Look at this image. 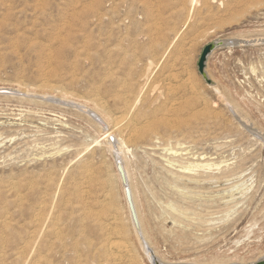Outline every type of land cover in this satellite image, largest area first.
<instances>
[{
	"label": "rangeland",
	"instance_id": "rangeland-1",
	"mask_svg": "<svg viewBox=\"0 0 264 264\" xmlns=\"http://www.w3.org/2000/svg\"><path fill=\"white\" fill-rule=\"evenodd\" d=\"M192 1L0 0V264L264 257V0Z\"/></svg>",
	"mask_w": 264,
	"mask_h": 264
},
{
	"label": "bare ground",
	"instance_id": "bare-ground-1",
	"mask_svg": "<svg viewBox=\"0 0 264 264\" xmlns=\"http://www.w3.org/2000/svg\"><path fill=\"white\" fill-rule=\"evenodd\" d=\"M196 2V0H193L192 1V4H194ZM217 42V41H216ZM207 44V43H206ZM141 59V58H140ZM153 64V63H152ZM141 66H143V65H141ZM140 66V67H141ZM133 68V67H132ZM141 70V69H140ZM207 71V70H206ZM141 73V72H140ZM143 74V73H142ZM141 76V75H140ZM147 77V76H146ZM146 79V78H145ZM149 79H150V77H149ZM138 81V80H137ZM148 83V82H147ZM137 84H139V83H137ZM148 87V86H147ZM2 89H4L5 87H1ZM136 88V87H135ZM146 88V87H145ZM6 89V88H5ZM144 89V88H143ZM141 91V90H140ZM136 94H137V92H136ZM136 94H134L135 95V97H137L136 96ZM139 95V94H138ZM142 96V95H141ZM131 99H132V95H131V97H130ZM140 98V97H139ZM135 105V104H134ZM127 106V105H126ZM103 107V106H102ZM124 107V106H123ZM128 107V106H127ZM141 107H143V106H141ZM133 108V106L132 107H130L129 109H132ZM144 108V107H143ZM109 110V109H108ZM109 112V111H108ZM142 112H143V110H142ZM98 117V121L97 122H99L100 123V125H101V128L103 129V137H102V139H107L110 143H112V149L114 150V152H116L117 153V155H118V157H116V158H119L120 159V161H121V163H122V166H123V168H124V172H125V176H126V185L123 183V181H122V179H121V175H120V173H119V171H117V173L116 174H114L116 177H117V179H118V181H119V183H120V186L123 188V193H125V197H126V187L127 186H129V188H130V191H131V196H132V202H133V206H134V210H135V214H136V219H137V223L135 222V220H134V218H133V215H132V212H131V209H130V206H129V203H128V201H127V209H128V213H129V217H130V220H131V222H132V224H133V227H134V229H135V231H137L138 233H140V235H142L143 236V240L145 241V239H148V238H146V235H145V232H146V230H144V227H143V222H144V219H143V213H142V209H141V206H140V203H139V199H138V195H137V190H136V188H135V185L133 184V180H132V178H133V176H132V172H131V168H130V166H129V163H128V161H127V157H126V154L131 150H129V148L127 147V146H125V144L124 143H121L120 141H118V138H117V136L115 135V133H114V131L113 130H110L109 129V125H108V123H107V121L103 118V117H101V116H97ZM113 118V117H112ZM114 118H116L115 116H114ZM119 118H121V119H119V121H117V119L115 120L114 119V125H115V123H116V127L119 125V123H121L120 121L122 120V119H124V118H122V117H119ZM122 121H124V120H122ZM125 122V121H124ZM123 122V123H124ZM126 124V123H125ZM128 125V124H127ZM132 125V124H131ZM114 126V127H115ZM120 126H121V124H120ZM119 126V127H120ZM130 126V125H129ZM118 128V127H117ZM128 128V127H127ZM126 129V128H125ZM140 130L138 129V132H139ZM138 134V133H137ZM145 134V133H144ZM124 138V137H123ZM158 138V137H157ZM95 142V141H94ZM130 143V142H129ZM126 147V148H125ZM133 151V150H132ZM165 151V150H164ZM168 151V150H167ZM173 151V150H172ZM116 154H114V156H115ZM162 156V155H161ZM164 156V155H163ZM116 158H115V160H116ZM180 163V162H179ZM191 163V162H190ZM206 163V162H205ZM203 164V163H202ZM195 165V164H194ZM201 166V165H200ZM184 168V167H183ZM182 168V169H183ZM208 169V168H207ZM171 170V169H170ZM186 170V169H185ZM191 170V169H190ZM193 171V170H192ZM209 171V170H208ZM114 172V171H113ZM174 172V171H173ZM175 173V172H174ZM190 177V176H189ZM108 179V178H107ZM113 179V178H112ZM114 179H116V178H114ZM117 179H116V181H117ZM109 180V179H108ZM111 180V179H110ZM114 181V180H113ZM136 181V180H135ZM107 183V182H106ZM117 185V184H116ZM104 186H107V185H104L103 184V188H104ZM111 187V186H110ZM109 187V188H110ZM114 187V186H113ZM116 187V186H115ZM118 187V186H117ZM107 189V188H106ZM114 189V188H113ZM113 191V190H112ZM115 191V190H114ZM116 193H118L117 191H115ZM106 193V192H105ZM110 193V192H109ZM109 193H107V194H109ZM115 193V194H116ZM110 196V195H109ZM117 196V195H116ZM107 197V196H106ZM120 197V196H119ZM110 198H111V196H110ZM127 199V198H126ZM118 200V199H117ZM114 201V200H113ZM112 201V202H113ZM110 202H111V200H110ZM115 202V201H114ZM113 202V203H114ZM118 203V202H117ZM120 204V203H119ZM169 206V205H168ZM113 207H115V206H113ZM117 207V206H116ZM118 210V209H117ZM120 211H122V209H120ZM179 211H180V209H179ZM114 213H115V211H114ZM120 214V213H119ZM119 214L117 213V217L119 216ZM112 216H113V214H112ZM116 217V216H115ZM116 217V218H117ZM120 217V216H119ZM118 217V218H119ZM123 218V217H122ZM120 219V218H119ZM118 219V220H119ZM116 221H117V219H116ZM122 222L124 223L125 222V220L123 221V220H121V224H122ZM113 223H114V221H113ZM116 223V222H115ZM119 223V222H118ZM42 224H43V222H42ZM117 224V223H116ZM120 224V223H119ZM124 224H126V223H124ZM123 225V224H122ZM118 226V225H117ZM120 226V225H119ZM128 225H126V227H127ZM120 229L121 228H119V231H120ZM128 230V229H127ZM116 231H118V229L116 230ZM125 232H128V231H125ZM137 232H136V234H137ZM35 232H34V230H33V234H34ZM120 233H121V231H120ZM147 233V232H146ZM32 234V235H33ZM122 235L124 234L125 235V233H121ZM127 234V233H126ZM148 234V233H147ZM123 235V236H124ZM122 236V237H123ZM2 237H3V235H2ZM125 237V236H124ZM137 237H138V235H137ZM0 238H1V236H0ZM12 238V237H11ZM131 238V237H130ZM139 238V237H138ZM124 239H126V238H124ZM140 239V238H139ZM1 240V239H0ZM4 240V239H3ZM2 240V241H3ZM126 240H129V239H126ZM11 241V240H10ZM120 241V240H119ZM139 241H141V240H139ZM1 242V241H0ZM9 242V241H8ZM131 242V241H130ZM4 242H1V244H3ZM31 243V242H30ZM114 243H116V241L114 242ZM118 243H120V242H118ZM118 243H116V244H114V247H115V245H118ZM122 243V244H121ZM121 243L119 244V249H120V246H122V245H124L123 244V241H121ZM141 243V242H140ZM111 244V243H110ZM126 244V243H125ZM130 244V243H129ZM128 244H126L125 246H127ZM5 246V245H4ZM23 246V245H22ZM29 246V245H28ZM113 246V245H112ZM112 246H110V247H112ZM131 246V245H130ZM133 246V245H132ZM24 247V246H23ZM122 247H124V246H122ZM147 248V249H146ZM146 248H145V250L146 251H144V252H146L147 253V255H148V257H149V259L151 260V263H153V261L155 260V259H157V260H159L162 264H178L177 262H165V261H162L158 256H157V253L155 252V251H157V250H153V248L148 244H146ZM25 249V248H24ZM122 249V248H121ZM132 249V248H131ZM131 249H129V250H131ZM19 250H20V248H19ZM19 250H18V253H19ZM126 250V249H125ZM129 250H127V251H129ZM136 250V249H135ZM134 249L132 250V251H135ZM13 251H16V250H13ZM123 251V250H122ZM132 251L130 252L131 253V257H132ZM136 252V251H135ZM17 253V254H18ZM31 253V252H30ZM129 253V252H128ZM127 253V254H128ZM21 254V253H20ZM135 254V253H134ZM24 255V253L22 254V256ZM129 255V254H128ZM15 256V255H14ZM20 256V255H19ZM16 257V256H15ZM24 257V256H23ZM126 257H130V256H126ZM131 259V258H130ZM133 260H134V258H132ZM22 260V259H21ZM37 261V260H36ZM39 261V260H38ZM37 261V262H38ZM218 261V260H217ZM185 262H188V261H185ZM257 262V261H256ZM43 263V262H42ZM22 264V263H21ZM37 264H39V263H37ZM41 264V263H40ZM44 264V263H43ZM187 264V263H186ZM249 264V263H248Z\"/></svg>",
	"mask_w": 264,
	"mask_h": 264
},
{
	"label": "water",
	"instance_id": "water-1",
	"mask_svg": "<svg viewBox=\"0 0 264 264\" xmlns=\"http://www.w3.org/2000/svg\"><path fill=\"white\" fill-rule=\"evenodd\" d=\"M220 44H222V42H218V41L217 42L213 41V42L207 44L204 47V49L202 51V54L200 56L199 62H198L199 72L207 80V82L210 83V84L212 83V81L208 77V74L206 72V61H207V57L210 54V52L216 46H218ZM2 92H8V91H2ZM249 131L251 133H253L255 136H258L264 142V135L263 134L258 133L257 131H255L252 128H249ZM117 169H118V171H119V173L121 175V179H122L123 183L126 185L127 184L126 183V176H125L124 168H123L122 163H121L120 160L117 161ZM125 191H126V198H127L128 203H129L133 218H134L135 222L137 223L136 214H135V210H134V206H133V202H132L131 191H130L129 186L126 187ZM153 264H162V263L159 260L155 259L153 261ZM249 264H264V257L262 259H260L259 261H257V262H253V263H249Z\"/></svg>",
	"mask_w": 264,
	"mask_h": 264
}]
</instances>
